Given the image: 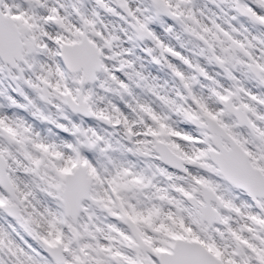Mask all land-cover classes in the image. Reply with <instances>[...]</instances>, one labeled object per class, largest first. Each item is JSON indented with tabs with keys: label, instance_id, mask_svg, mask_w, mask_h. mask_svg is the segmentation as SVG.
<instances>
[{
	"label": "snow or ice",
	"instance_id": "6c2138e0",
	"mask_svg": "<svg viewBox=\"0 0 264 264\" xmlns=\"http://www.w3.org/2000/svg\"><path fill=\"white\" fill-rule=\"evenodd\" d=\"M0 264H264V0H0Z\"/></svg>",
	"mask_w": 264,
	"mask_h": 264
}]
</instances>
